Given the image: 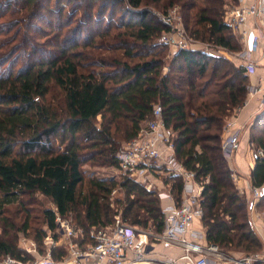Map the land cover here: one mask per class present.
I'll return each mask as SVG.
<instances>
[{"label":"trees","instance_id":"trees-1","mask_svg":"<svg viewBox=\"0 0 264 264\" xmlns=\"http://www.w3.org/2000/svg\"><path fill=\"white\" fill-rule=\"evenodd\" d=\"M50 1L0 0V260L21 258L18 231L41 244L43 227H54L53 210L44 208L42 226L29 236L33 217L23 198L33 203L37 193L86 234L118 213L160 232L162 201L154 191L124 175L87 177L83 168H117L122 143L139 133L156 105L173 133V158L196 179L210 176L201 193L207 241L227 254L259 252L250 201L234 185L222 152L225 123L247 97L242 65L195 48L168 56L163 38L170 26L147 9V0ZM149 1L164 14L177 5L194 41L240 50L224 21L236 0ZM249 133L264 152V111ZM250 176L252 186L264 185V154ZM161 180L178 203L181 178ZM14 204L24 215L20 227L10 218ZM254 209L264 212V191Z\"/></svg>","mask_w":264,"mask_h":264},{"label":"built area","instance_id":"built-area-1","mask_svg":"<svg viewBox=\"0 0 264 264\" xmlns=\"http://www.w3.org/2000/svg\"><path fill=\"white\" fill-rule=\"evenodd\" d=\"M224 21L233 30L235 39L240 41V50L229 53L222 48L206 45L199 47L189 36L180 33L181 39L175 42L176 50H173L172 55L179 49L195 48L209 55L223 56L218 51L224 50L228 58L241 62L239 65H242L247 75L255 74L256 60L253 54L257 50L258 35L261 33L252 25L258 21L260 30H264V0H236L235 5L226 8ZM163 22L170 24V17L163 18ZM163 41L169 42L166 35ZM257 93L264 97V86H249L247 96ZM224 132L228 134L222 140V152L229 159L236 148L239 135V128L235 126L233 117L226 121ZM172 137L173 133L163 122L162 108L156 105L152 110V118L116 154L117 170L121 175L138 181L148 191H154L162 201L163 228L160 232L151 226H133L123 221L118 213L111 224L98 229L92 228L86 234L82 228L72 223L71 218L61 216L54 207V227H43L45 234L41 244L28 239L21 248V258L4 256L0 264H212L210 256L214 258L213 264H264V254L260 252L230 255L219 245L207 241L201 224V193L210 176L196 179L193 171L173 158ZM251 146L254 147V144L251 143ZM254 154L255 158L263 156V149L256 147ZM157 175H175L181 178L182 191L178 203L174 202L169 187L164 186L161 179L160 184L156 183ZM232 180L238 186V176L233 172ZM263 191L264 185L252 187L249 213L253 212ZM114 193L115 190L111 196ZM194 221L200 223L199 228H193ZM250 221L254 228L252 218ZM158 246L175 249L178 253L159 254ZM55 251L58 253L54 254Z\"/></svg>","mask_w":264,"mask_h":264},{"label":"crops","instance_id":"crops-1","mask_svg":"<svg viewBox=\"0 0 264 264\" xmlns=\"http://www.w3.org/2000/svg\"><path fill=\"white\" fill-rule=\"evenodd\" d=\"M258 21L254 22V27H256L261 35H258V47L256 52L253 54L254 59L256 60V72L253 75H248L249 77V86H264V30H260V26L257 24ZM251 25V23H249ZM233 34V30H231ZM234 35V34H233ZM242 40V36L240 35ZM197 44V43H195ZM197 46V45H196ZM218 50V49H216ZM225 50V49H224ZM224 50H219L220 55L232 61L233 63L239 65L241 62L239 60H235L234 58H228L225 54ZM227 51V50H226ZM230 53V51H227ZM231 57V56H230ZM261 93H257L251 97L249 95L246 97V102L243 107L233 116V120L235 121V126L239 128L238 142L236 144V148L233 151L231 157L226 159L228 162V166L232 170L233 173L238 176V190L246 195V197H250L252 184H251V171L255 165V147L251 146V142L249 141L250 136V125L259 113L264 111V101ZM228 132L223 133V137H226ZM156 183L160 184L161 175L156 176ZM257 203V202H256ZM254 209L252 213H249V219L254 221L255 227L254 230L258 237L262 241V249L259 251L261 254H264V215H258ZM200 227V223L198 221H194L193 228L197 229ZM157 252L159 254H169L175 255L178 253L177 250L166 249L165 247L158 246Z\"/></svg>","mask_w":264,"mask_h":264},{"label":"rangeland","instance_id":"rangeland-1","mask_svg":"<svg viewBox=\"0 0 264 264\" xmlns=\"http://www.w3.org/2000/svg\"><path fill=\"white\" fill-rule=\"evenodd\" d=\"M227 3H229V0H226ZM54 0L50 1V4H53ZM147 5V9L151 10L152 13L157 14L163 21V18H166L167 16L170 17V24H168L170 26V32L166 33V37H168L169 42H167L168 44V56H171L173 53V50H176V44L175 42L179 39H181V35L180 33H182L184 36H188V34L186 33L185 29H184V23H183V19L181 17V12L179 10V7L173 6L172 8H170L166 14L160 12L159 10L155 9L154 4L147 0V2L145 3ZM231 5H233L231 3ZM145 7V6H144ZM231 7V6H230ZM118 9H120L121 7L118 6ZM10 16V15H9ZM8 16V17H9ZM114 19L115 21L118 20V13L116 15H114ZM7 18V17H6ZM6 18H3L6 19ZM2 20V19H1ZM235 38V37H234ZM193 40V39H192ZM236 40V39H235ZM236 42L240 45V41ZM195 45L199 46V47H205V44H201L197 41H195ZM146 123V122H145ZM144 123V124H145ZM143 124V125H144ZM123 145L125 144L122 143ZM121 144V145H122ZM122 145V146H123ZM84 171H85V175L87 177H97V178H108V179H115V180H121L120 177H123L121 175V173L117 170L116 167H112V166H97V165H92V164H86L84 165ZM117 195V193L115 194V196ZM118 196V195H117ZM33 198V197H32ZM252 197H250L251 199ZM27 197H24L23 200H25L26 202V206L31 210V216L33 217L32 220H30V225L31 227L27 230L29 231V236H32L34 233L33 229H35L36 226H42L41 224V210L44 208H54V205L49 201V199H47L46 197L42 196L41 194L37 193L34 195V202L32 203L30 201V203L27 201ZM249 199V197H248ZM10 211V218L17 223V227H20L22 225V218L24 217V215L18 211L16 204L10 206L9 208ZM256 214H262L264 215V212L262 211V209H259L255 211ZM140 228V227H139ZM31 234V235H30ZM27 234H24L21 231L17 232V238H18V245L20 248H23L25 245L24 243L27 242L28 239H32L30 237H26ZM25 238V239H24ZM25 240V241H24ZM158 250V248H157ZM230 255H242L240 253H229ZM210 260L211 263H214V258L212 256H210Z\"/></svg>","mask_w":264,"mask_h":264}]
</instances>
